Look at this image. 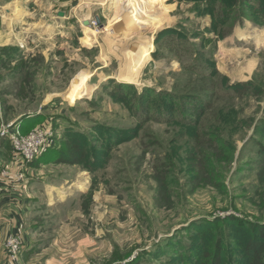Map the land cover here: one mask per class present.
Segmentation results:
<instances>
[{
	"label": "rangeland",
	"instance_id": "obj_1",
	"mask_svg": "<svg viewBox=\"0 0 264 264\" xmlns=\"http://www.w3.org/2000/svg\"><path fill=\"white\" fill-rule=\"evenodd\" d=\"M242 1L234 3L235 14L253 18ZM99 2L0 0V175L14 178L10 160L18 156L7 130L19 126L24 136L42 126L55 134L39 156L22 159L38 168L30 177L25 169L32 182L28 185L37 190L28 198V250L21 232L4 238L8 255V235L24 242L18 258L9 255L10 260L199 264L208 253L217 256L219 244L222 264H246L241 253L251 230L228 220L233 216L264 223L258 147L264 136L257 133L264 123V39L258 35L264 19H226L229 34L219 40L221 28H210L213 22L221 27L222 8L211 15L196 12L190 1L164 0L155 15L156 30L144 34L156 48L141 69L139 84L127 89L118 86L121 61L115 56L125 48L119 30L123 24L114 25L113 0ZM177 28L190 38L184 43L192 46L193 55L189 49L182 56L180 46H170L168 31ZM106 32L116 52L108 47ZM7 35L9 43L2 45ZM188 55L202 64L203 77L184 66ZM87 76L92 92L82 97L84 88L76 83ZM241 84L248 86L241 93L227 88ZM191 98L205 105L193 126L167 121V113L159 121L153 118L158 106L179 111ZM140 107L149 115L143 122L136 117ZM102 130L126 133L106 151L104 168L92 171L84 163L69 162L65 132L67 144L84 135L95 145ZM62 154L66 162L59 160ZM74 166L84 176L75 179ZM44 171L50 173L42 174L46 177L40 184L37 176ZM60 177L66 197L50 205L53 197L48 196L61 184L50 191L44 184ZM195 254L198 263H190Z\"/></svg>",
	"mask_w": 264,
	"mask_h": 264
},
{
	"label": "trees",
	"instance_id": "obj_2",
	"mask_svg": "<svg viewBox=\"0 0 264 264\" xmlns=\"http://www.w3.org/2000/svg\"><path fill=\"white\" fill-rule=\"evenodd\" d=\"M185 1H190L195 4V10L197 12V9L201 11L202 13L204 11H207V13L214 15V13H217L221 8L223 9V12L221 14V27H218L217 24L214 22L212 23V26L210 30L214 32L215 30L220 31V36L219 40L224 39L229 33L226 31V26H224V21L226 19H232L233 20H238V22L243 23L246 19L251 18L246 15H237L235 14V7L233 6L236 0H185ZM241 7H245L246 12L251 15L254 21L264 19V0H243L241 3ZM202 7L203 10L200 8ZM227 20V21H228ZM208 29V28H207ZM170 36H173V38L170 40L169 44L170 46L178 45L180 46L179 52L182 56L184 55L189 49L192 52H194V49L192 46L190 47L187 43H184L186 39H190L186 37V34L182 29H175L172 31H168ZM191 42V41H190ZM191 54V53H190ZM184 66L190 67L194 70V72L199 75V76H204V69L202 64L198 60H192V57L188 55L184 61H183ZM213 71L216 72V65L215 62H212L211 65H209ZM118 86L122 88H127L130 89L132 87H135L134 84H125V83H118ZM247 84H241L235 87L232 86H227L230 90H232L234 93H241L244 90L247 89ZM138 92V91H137ZM145 91L142 93H139L140 95H144ZM144 98V97H143ZM143 100V99H142ZM141 100V101H142ZM190 104L188 107H182L179 109V111L175 108L174 112L173 109L169 110L168 108L166 109L165 106L161 105L158 106L153 118L155 120H160L162 113H167L170 114L166 120L167 121H174L177 122V124H186V127L193 126L197 121H199L202 118V113L205 111V105L203 106L201 102L197 101L198 99L191 98ZM141 108V107H140ZM136 110V117L140 122H143L149 118L148 113L146 112L147 110L144 108ZM178 108V107H177ZM150 113V112H149ZM115 130V129H112ZM112 130H102L96 137L97 144L95 145H90L89 144V139L86 136H81L78 138H71V141H68L67 144V137L68 133L65 132V145L64 148L69 150V162L72 164H81L84 163L85 167H87L89 170L92 171H97L101 168H104V165L106 163V159H104V155L106 154V151L109 150L108 148H111L115 142L120 141L124 138L125 132L124 130H118L119 133L115 134ZM262 136H264V123L259 127L258 132ZM128 138V137H127ZM98 145V146H97ZM258 147H259V154L261 157L260 160V166L262 167V171H264V142L263 141H258ZM66 153V152H64ZM64 154L60 156V161H64L63 158ZM232 216V215H231ZM230 224L240 225V229L245 228L246 226H249L248 228L251 230V235L250 238L244 241L243 243V249L241 255L245 258L246 264H264V223L262 222H255V221H250L245 218H239V217H233L228 220ZM244 232V230H240L239 233ZM256 237H255V235ZM217 256L207 254V259L206 261H201L199 259V255L195 254L194 258L190 261L194 263H198L199 259V264H222L221 262V255H222V246L217 245ZM203 256V255H202ZM201 256V257H202Z\"/></svg>",
	"mask_w": 264,
	"mask_h": 264
},
{
	"label": "bare ground",
	"instance_id": "obj_3",
	"mask_svg": "<svg viewBox=\"0 0 264 264\" xmlns=\"http://www.w3.org/2000/svg\"><path fill=\"white\" fill-rule=\"evenodd\" d=\"M100 4H105L106 1L111 0H97ZM115 5L114 14V25L116 23L123 24L119 30L125 35L123 39V45L125 48L120 47L121 52L116 53L119 61H121L120 74H118L117 80L127 84H137L139 82V76L141 69L150 57L151 52L156 48L151 37L145 39V32L147 30H154L156 25H154L157 19L156 13L159 11V7L163 6L164 0H113ZM158 6V7H157ZM116 30V28L114 29ZM156 30V29H155ZM154 30V31H155ZM102 31V30H101ZM118 31V30H117ZM119 32V31H118ZM135 35H141V39H137L136 42L131 43ZM260 39H264V30H261ZM106 36L109 41H106L108 47L115 48L114 41L111 39L109 32H106ZM147 36V35H146ZM148 37V36H147ZM247 38H249L247 36ZM2 40V45H6L10 41V35L5 36ZM127 41V43H126ZM130 41V44H129ZM127 44V45H126ZM112 51V49H111ZM229 51H237V49H232ZM116 52V48H115ZM104 54V53H103ZM109 61V60H108ZM253 63L250 64L252 66ZM117 75V74H116ZM91 76L85 77V80L78 81L76 85H80L84 88L85 95H90L92 92V87L89 84ZM139 84V83H138ZM80 183V182H75ZM81 185V184H80ZM82 186V185H81ZM66 197V192L64 188H60L57 195H54L52 200L49 201L50 205L55 204L58 200H64Z\"/></svg>",
	"mask_w": 264,
	"mask_h": 264
},
{
	"label": "crops",
	"instance_id": "obj_4",
	"mask_svg": "<svg viewBox=\"0 0 264 264\" xmlns=\"http://www.w3.org/2000/svg\"><path fill=\"white\" fill-rule=\"evenodd\" d=\"M10 163L12 164L10 168L14 166V170H12V175H14V178L0 175V264H27L25 261H22L21 263L19 261L13 262L10 260L8 253L4 248V238L7 233L21 232L25 242V245L23 246L26 251L28 250L29 241L26 236L27 234L25 229L26 221L30 212V201L28 200V198L30 195L34 194L35 190H37V187L32 188L28 185L32 182H30L31 178H28L27 174L29 177L34 176V169L38 168H35L30 164H23L22 159L19 156H15V158H12V160H10ZM25 169L27 174L25 172ZM72 171H74L75 173L77 172L75 166L73 167ZM43 173L49 174L50 172L44 171L41 174L37 173L39 175L37 176V179H39L38 183L40 184L42 183L41 180L46 177V175H42ZM83 173L85 172H77L75 179L77 177H82ZM44 181L48 180L46 179ZM65 181L69 182V180L67 179H65ZM71 181L73 182L74 180H70V182ZM49 182L50 183L45 182V190L50 191V189H56L59 183L61 184L59 186L65 189V186L62 187L64 185V181L61 177L57 180L51 179ZM60 187L57 189V191H55L56 194L60 190ZM55 193L50 194V196L48 197H53L54 195H56ZM59 201L62 200H58L57 202ZM26 251L24 252L25 254Z\"/></svg>",
	"mask_w": 264,
	"mask_h": 264
},
{
	"label": "built area",
	"instance_id": "obj_5",
	"mask_svg": "<svg viewBox=\"0 0 264 264\" xmlns=\"http://www.w3.org/2000/svg\"><path fill=\"white\" fill-rule=\"evenodd\" d=\"M12 140V147L16 155L23 160H33L54 142V129L50 127L37 126L26 135H22L20 127L7 130ZM23 239L15 234L8 235L5 241L6 249L12 260L18 258L22 249Z\"/></svg>",
	"mask_w": 264,
	"mask_h": 264
},
{
	"label": "water",
	"instance_id": "obj_6",
	"mask_svg": "<svg viewBox=\"0 0 264 264\" xmlns=\"http://www.w3.org/2000/svg\"><path fill=\"white\" fill-rule=\"evenodd\" d=\"M87 23V22H86Z\"/></svg>",
	"mask_w": 264,
	"mask_h": 264
}]
</instances>
